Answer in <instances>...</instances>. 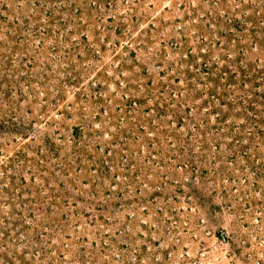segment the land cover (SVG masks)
Masks as SVG:
<instances>
[{
  "label": "rangeland",
  "instance_id": "obj_1",
  "mask_svg": "<svg viewBox=\"0 0 264 264\" xmlns=\"http://www.w3.org/2000/svg\"><path fill=\"white\" fill-rule=\"evenodd\" d=\"M0 264H264V0H0Z\"/></svg>",
  "mask_w": 264,
  "mask_h": 264
}]
</instances>
